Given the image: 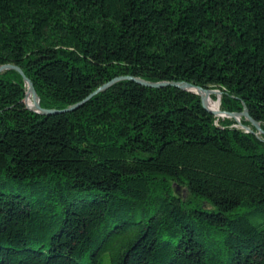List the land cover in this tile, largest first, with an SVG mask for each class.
Listing matches in <instances>:
<instances>
[{"label": "trees", "instance_id": "obj_1", "mask_svg": "<svg viewBox=\"0 0 264 264\" xmlns=\"http://www.w3.org/2000/svg\"><path fill=\"white\" fill-rule=\"evenodd\" d=\"M8 63L0 264H264V135L134 79L264 129V0H0Z\"/></svg>", "mask_w": 264, "mask_h": 264}, {"label": "water", "instance_id": "obj_2", "mask_svg": "<svg viewBox=\"0 0 264 264\" xmlns=\"http://www.w3.org/2000/svg\"><path fill=\"white\" fill-rule=\"evenodd\" d=\"M7 69H15L17 70L24 78V81L27 85V93L28 95L31 96L32 98V104L31 106L28 105L26 99H25V103L27 104V106L36 111V112H39V113H45V114H51V113H55V112H59V110L57 109H49V108H44L41 106V103H40V96L38 95L37 93V90L34 86V83L33 81L25 74V72L23 71V69L18 66V65H15V64H11V63H8V64H3V65H0V73L4 70H7ZM123 77H117V78H114L113 80L103 84L102 86H100L94 93L100 91V90H103L105 89L107 86H109L112 82L116 81V80H119ZM135 80H137L138 82L142 83V84H145V85H149V86H162V85H167V84H172V85H175V86H178V87H181V88H184V89H187L189 91H192L194 93H197L201 96L202 98V101H203V104L204 106L209 110L211 111L213 114L215 115H222V116H230V117H233L235 118L237 121L240 122V117L244 116L246 119H248L251 124L253 126H255V128L259 131V132H263L264 133V129L261 127V124L259 121L255 120L249 113L248 109L246 106H244V109L242 111H227V110H222V109H218V110H215V109H212V108H209L207 105H206V97H208L209 95L211 94H218L219 98L222 94V91L219 90V89H214V88H204L202 86H199V85H195L193 83H190V82H186V81H178V82H152V81H146V80H143V79H140V78H134ZM90 97V96H89ZM218 98V100L220 101V99ZM84 102V101H82ZM82 102H79L77 104H73L71 106H69L67 109L65 110H70V109H73V108H76L78 105H80ZM243 127L246 129V131H249V132H254V130L247 126V125H244L243 124Z\"/></svg>", "mask_w": 264, "mask_h": 264}, {"label": "rangeland", "instance_id": "obj_3", "mask_svg": "<svg viewBox=\"0 0 264 264\" xmlns=\"http://www.w3.org/2000/svg\"><path fill=\"white\" fill-rule=\"evenodd\" d=\"M26 86H27V85H26ZM213 88H214V89H219V88H217V87H213ZM27 89H28V88H27ZM219 90H221V89H219ZM213 95H215V96H213ZM28 96L31 98V96L28 95V93L26 92V97H25V99H27ZM209 96H211L214 100H217V101L220 103V108H219V109H222V108H221V96H222V94H221L220 98H219L218 94H211V95H209ZM218 98L220 99V101L218 100ZM31 99H32V98H31ZM222 110H223V109H222ZM217 116L220 117V118L230 117V116H222V115H217ZM230 118H233V117H230ZM243 118H244V116L240 117V122L237 121L235 118H233V119H235V121H236V125L241 126L242 128H244V127H243L244 122H243V120H242ZM260 124H261V123H260ZM244 125H246V124H244ZM247 126L251 127L257 135H264V133H263V132H259V131L255 128V126H254V127H252V126H250V125H247ZM261 127H262V125H261ZM262 128H263V127H262ZM244 129H245V128H244ZM245 130H246V129H245ZM177 189H178L177 192H179V193H181V194H183V193L185 194V193H186L185 190H184L182 187H178Z\"/></svg>", "mask_w": 264, "mask_h": 264}, {"label": "bare ground", "instance_id": "obj_4", "mask_svg": "<svg viewBox=\"0 0 264 264\" xmlns=\"http://www.w3.org/2000/svg\"><path fill=\"white\" fill-rule=\"evenodd\" d=\"M206 100H207L208 104L211 106L212 109L218 110L220 108V103L217 100L212 99L211 96L206 97ZM26 101H27L28 105L31 106L32 99L29 96L27 97ZM206 105H207V103H206Z\"/></svg>", "mask_w": 264, "mask_h": 264}]
</instances>
